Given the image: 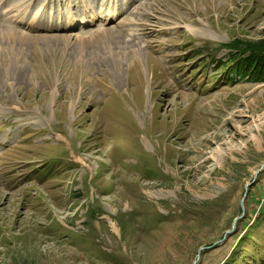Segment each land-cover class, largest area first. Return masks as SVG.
<instances>
[{"label": "rangeland", "instance_id": "obj_1", "mask_svg": "<svg viewBox=\"0 0 264 264\" xmlns=\"http://www.w3.org/2000/svg\"><path fill=\"white\" fill-rule=\"evenodd\" d=\"M108 2L0 8V264H193L264 162V66L229 70L264 0ZM225 261L264 264V168L194 264Z\"/></svg>", "mask_w": 264, "mask_h": 264}, {"label": "bare ground", "instance_id": "obj_2", "mask_svg": "<svg viewBox=\"0 0 264 264\" xmlns=\"http://www.w3.org/2000/svg\"><path fill=\"white\" fill-rule=\"evenodd\" d=\"M130 1L132 2V0ZM30 2L31 0H0V8L4 9V13H8V14L14 13L13 17L19 18L24 21L26 20V11L30 8ZM84 7L85 9L89 8L88 12H89L90 17H89V20L87 21L92 23V21H95L97 17V13L88 4L85 5ZM106 10H107V16L109 19V24L118 25L121 12L119 11V5H118L117 0H111V2H108L106 4ZM71 17H73L72 12L70 13V17L67 18L68 19L67 21H69ZM37 18H39V14L37 16H30L29 23L35 24V20ZM82 22L87 23L85 20H82ZM189 30L192 33H195V28L193 26H189ZM106 31H108V29H106ZM0 33H1L0 34V53L6 51L9 54H11L12 57H17L18 56L17 49L12 47V45L9 43L8 37L3 35L4 31H1ZM126 33L130 35L131 33L130 28L126 29ZM77 39L81 41L80 38H77ZM18 40L20 42H24L25 38L23 35H20L18 37ZM126 46H127V43H126ZM231 151H235V150L231 149Z\"/></svg>", "mask_w": 264, "mask_h": 264}, {"label": "trees", "instance_id": "obj_3", "mask_svg": "<svg viewBox=\"0 0 264 264\" xmlns=\"http://www.w3.org/2000/svg\"><path fill=\"white\" fill-rule=\"evenodd\" d=\"M238 50V49H237ZM237 52V51H236ZM257 52L260 53L259 57H254L251 53H254L252 50L251 52L247 51L246 49H242L241 53L245 54V56H242V58L235 57V59L232 61V66L229 68V70H232L235 72V76L238 77L237 79L245 78L252 80V77L259 73L256 70L258 69V66L261 68L264 66V48L262 50L257 49ZM258 65V66H257ZM256 72L254 75L253 73ZM226 76L228 77V74L226 73ZM230 79H235L234 76H231ZM223 264H229L226 261Z\"/></svg>", "mask_w": 264, "mask_h": 264}, {"label": "water", "instance_id": "obj_4", "mask_svg": "<svg viewBox=\"0 0 264 264\" xmlns=\"http://www.w3.org/2000/svg\"><path fill=\"white\" fill-rule=\"evenodd\" d=\"M263 168H264V162H263V163L261 164V166L258 168L257 172H256L255 175H254V178H253L249 183H247V184L245 185L244 193H243V196H242V198H241V200H240L241 214H240L239 216H237V217L234 219L231 229L228 230V231H226L225 234H224V236H223V238H222L221 240H219L218 242H214V243L211 244L210 246L200 247V248L198 249L197 257H196V260L194 261V263L199 259V257H200V253H201V251H202L203 249H207V248H210V247H214V246L217 245L219 242L223 241L228 233H231V232H233V231L235 230L236 222H237L239 219H241L242 216H243V213H244V201H245V199H246V197H247V194H248V192H249V188H250V186H252V185L254 184V182H255V177H256L257 173H258L259 171H261ZM194 263H193V264H194Z\"/></svg>", "mask_w": 264, "mask_h": 264}]
</instances>
